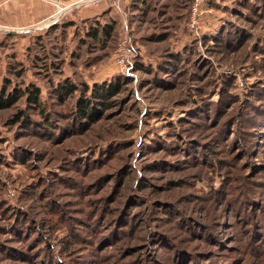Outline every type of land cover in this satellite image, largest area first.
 <instances>
[{
  "label": "rangeland",
  "instance_id": "rangeland-1",
  "mask_svg": "<svg viewBox=\"0 0 264 264\" xmlns=\"http://www.w3.org/2000/svg\"><path fill=\"white\" fill-rule=\"evenodd\" d=\"M106 1L115 13L105 23L74 10L0 41V90L40 85L60 126L9 123L27 109L23 98L0 109V264L44 262L19 256L28 250L20 234L35 227L56 264H264V0H250L254 11L248 0H211L199 33L188 27L189 0ZM102 25L111 33L89 36ZM222 28L233 38L226 46L216 45ZM123 35L134 64L121 68ZM169 54L178 55L170 74L135 64L155 72ZM66 79L92 89L84 124L70 122L80 92L52 97ZM19 210L36 225L12 230ZM123 210L133 213L130 231L114 223ZM96 215L106 218L100 228ZM74 218L97 237L93 249L70 236Z\"/></svg>",
  "mask_w": 264,
  "mask_h": 264
},
{
  "label": "trees",
  "instance_id": "trees-1",
  "mask_svg": "<svg viewBox=\"0 0 264 264\" xmlns=\"http://www.w3.org/2000/svg\"><path fill=\"white\" fill-rule=\"evenodd\" d=\"M138 1H140V0H138ZM143 1H145V0H143ZM248 1L249 2L245 1L244 5H249V3L250 4L253 3L249 6H250V9H253V11H254L255 8L258 6V4L257 3L255 4L254 2H250V0H248ZM192 2H193V0H189V2L187 4L188 5L187 6V13H186L187 21H188L189 16H190V8H191ZM210 2H211V0H207L206 2H204L202 4V14L201 15H203V13H204L203 11H205L206 5ZM215 5H216V7L218 6L217 4H215ZM259 5H261V4L259 3ZM111 29H112V27L110 28V27H107L106 25H102L101 27L94 26L88 30V34H89V36H92L94 38H98L102 31H105L106 32V33L104 32L105 34H109V33H111ZM228 32H229L228 28H226V30H224L222 28V30L220 31L221 34L219 33L220 35L215 36L216 45L226 46L228 43L231 42L230 40H233L232 36ZM237 32H240V35L236 39V41H238V42L244 41V38L246 36H244L241 31H237ZM166 37H167V35L163 34L162 36H160L158 38L160 40H163ZM176 60H178L177 54H169L168 56H166V60L160 61V63L158 64V67L156 68L157 70H155V72L153 70V66L146 65L145 63L140 64L137 61L135 62V64L137 65V69H141V70H144L145 72H149L152 74L154 73V75L156 76V71H162V73H164V74H170L171 71L176 68V62H175ZM176 69H178V67ZM168 82H170V81H168ZM200 87H202V86H200ZM89 91L92 92V89L87 83H83V87H80L77 84H75L74 82H71L70 79H66V82L61 84L60 86H58V88L56 85L54 87V90H52L53 93H51V94H52V97L54 99L61 100L62 98H65V99L71 98L72 96H75L77 92L81 93L82 96L76 100L75 111L73 112L72 120H70L71 124L75 125L76 122H78V120L80 122H83L81 120L82 118L87 119L88 115L90 114V112L92 110L91 95H87V92H89ZM203 93H205V89L203 91H201V94H203ZM22 98L25 99L27 109H20L19 111H17L14 118L11 121H9V123H17V122L21 121L24 124L22 127L26 128V127H29V125L34 123L35 121H41V120L43 121L44 120L42 123L39 124L41 127H43V128L47 127L49 131H54L56 133L60 132V126L56 125L54 123V120H52V118H51L53 110H52V108L51 109L46 108V104L42 98V88L38 84L32 83V84H28L24 88H14L12 90H7V88L5 86H3L0 90V109L10 108L11 106L15 105L19 100H21ZM56 100H54V101H56ZM52 103H54V102H52ZM260 103H262V105H264L263 101ZM206 104L207 103H204V105H206ZM32 109L36 110V112H37L36 114L39 115L40 120H35L32 118L31 115L34 114L33 111H31ZM208 109H206L207 112L210 111ZM263 111L264 110H262L261 112H263ZM200 115H202V114H200ZM84 123H86V122H83V124ZM263 131H264V124H263ZM260 133H262V132H260ZM198 159H205L203 162L207 161L206 163H208V160L206 159L205 156H199ZM167 167L170 168L171 166L168 165ZM79 187L81 188V186H79ZM107 205L108 204H106V206ZM103 207H104V205H103ZM1 209L4 210V206ZM96 212L100 213L99 210H96L92 214L95 215ZM104 215L106 216V209H105ZM92 217H95V220H96L95 223L98 224L99 228L101 227L100 224H103V221H105V219H106L100 215H98V216L96 215V216H92ZM99 218H100V220H99ZM50 220H52V227H53V218ZM80 221H82V220H80L78 218H74V221L69 222V223H72V226L74 224L76 225L75 226L76 229H74V231L71 233L70 236L73 237V235H74L73 238L79 237V238L84 239L83 241H85L87 246H89V244H87V243L90 242V245H92L91 247L93 249L95 247V245H97L94 243L96 241L97 237H96V239H94V236L90 233L91 229L88 226H86L85 223H83V224L80 223ZM35 223L36 222L32 221V217L27 213V211L19 210L16 213V218L13 222V226L11 227V229L14 231H18L21 229H26L29 226H34V225H36ZM114 223L115 224L119 223L120 227L128 226L127 228H129V231H130L132 229V227H134V225H135V219L133 217L132 211L123 210L121 216H119V218L116 219L114 221ZM57 224H55V225L57 226ZM35 228H36V230L28 233L29 237H28V235L26 236L27 232H25L24 234L23 233L20 234L25 238V240L28 243V245H27L28 250L26 249L28 252L24 251L23 252L24 254H19V256L22 258H30L31 254L38 252L40 254V256H37L38 259L40 257H42L43 255H45L44 262L42 264H56L58 261V258H56V252L57 251H56V249L54 250V248L51 245L49 247H47V249H46V247H45L46 239L43 237L44 235H41L40 236L41 241L38 244H35V242H36L35 237L38 233L36 231L39 230L38 227H35ZM120 232H121V234H122V232L128 233V231L125 230V228L123 230H120ZM206 237L209 238L208 233L206 234ZM93 244H94V246H93ZM10 248L9 249L11 250L12 254H18L17 251L13 250L12 246ZM14 249H20V248L15 247ZM63 249H67V246H64ZM38 261H40V260H38ZM59 262L64 263V261H60V260H59ZM36 264H38V263L36 262Z\"/></svg>",
  "mask_w": 264,
  "mask_h": 264
},
{
  "label": "crops",
  "instance_id": "crops-1",
  "mask_svg": "<svg viewBox=\"0 0 264 264\" xmlns=\"http://www.w3.org/2000/svg\"><path fill=\"white\" fill-rule=\"evenodd\" d=\"M102 1L88 0L82 3L83 0H58V2L63 4V9H59L58 15L63 18L72 15L74 10H78L79 13L84 14L82 19L85 22L96 20L105 23L106 21L104 22L103 19L109 18L108 16H112L115 12L114 8L106 0L105 2ZM29 2L31 6L28 8ZM57 8L53 0H0V41L6 32L22 33L28 27L36 29L34 26L43 18L53 14ZM39 17L41 19H38ZM71 21L72 19L66 22ZM49 25L46 24V26Z\"/></svg>",
  "mask_w": 264,
  "mask_h": 264
},
{
  "label": "built area",
  "instance_id": "built-area-1",
  "mask_svg": "<svg viewBox=\"0 0 264 264\" xmlns=\"http://www.w3.org/2000/svg\"><path fill=\"white\" fill-rule=\"evenodd\" d=\"M207 0H193L190 8V16L188 19V27L194 32L199 33L202 29L201 24V14H202V4ZM53 3L57 5V10L54 11L49 17L44 21L48 22L47 24L56 23L60 19L58 15L59 9H63L58 0H53ZM61 11V10H60ZM134 59V47L129 41L126 35L120 37L119 43L115 51V62L121 68L128 67L133 64Z\"/></svg>",
  "mask_w": 264,
  "mask_h": 264
}]
</instances>
